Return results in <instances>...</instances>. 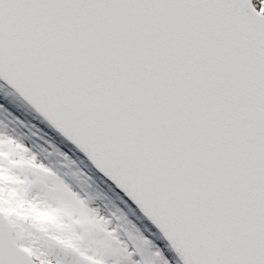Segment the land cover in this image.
<instances>
[{
    "label": "snow or ice",
    "instance_id": "6c2138e0",
    "mask_svg": "<svg viewBox=\"0 0 264 264\" xmlns=\"http://www.w3.org/2000/svg\"><path fill=\"white\" fill-rule=\"evenodd\" d=\"M0 93V264H264V0H0Z\"/></svg>",
    "mask_w": 264,
    "mask_h": 264
},
{
    "label": "trees",
    "instance_id": "16d2710c",
    "mask_svg": "<svg viewBox=\"0 0 264 264\" xmlns=\"http://www.w3.org/2000/svg\"><path fill=\"white\" fill-rule=\"evenodd\" d=\"M14 111H15V109H14ZM30 120H31V117H30Z\"/></svg>",
    "mask_w": 264,
    "mask_h": 264
},
{
    "label": "bare ground",
    "instance_id": "6f19581e",
    "mask_svg": "<svg viewBox=\"0 0 264 264\" xmlns=\"http://www.w3.org/2000/svg\"><path fill=\"white\" fill-rule=\"evenodd\" d=\"M0 95H2V93H0Z\"/></svg>",
    "mask_w": 264,
    "mask_h": 264
}]
</instances>
